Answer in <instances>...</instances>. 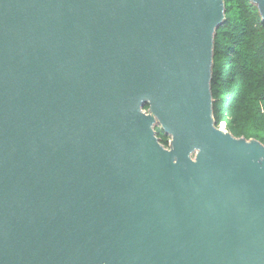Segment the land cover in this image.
<instances>
[{"label": "water", "instance_id": "obj_1", "mask_svg": "<svg viewBox=\"0 0 264 264\" xmlns=\"http://www.w3.org/2000/svg\"><path fill=\"white\" fill-rule=\"evenodd\" d=\"M224 19L0 0V264H264V144L214 116Z\"/></svg>", "mask_w": 264, "mask_h": 264}, {"label": "trees", "instance_id": "obj_2", "mask_svg": "<svg viewBox=\"0 0 264 264\" xmlns=\"http://www.w3.org/2000/svg\"><path fill=\"white\" fill-rule=\"evenodd\" d=\"M225 19L215 33L213 74L214 116L236 137L264 144V20L251 0H224ZM149 103L144 106L149 110ZM155 131L169 146L160 124Z\"/></svg>", "mask_w": 264, "mask_h": 264}, {"label": "built area", "instance_id": "obj_3", "mask_svg": "<svg viewBox=\"0 0 264 264\" xmlns=\"http://www.w3.org/2000/svg\"><path fill=\"white\" fill-rule=\"evenodd\" d=\"M222 127H225L226 126V124L224 123V122H221V124H220Z\"/></svg>", "mask_w": 264, "mask_h": 264}, {"label": "bare ground", "instance_id": "obj_4", "mask_svg": "<svg viewBox=\"0 0 264 264\" xmlns=\"http://www.w3.org/2000/svg\"><path fill=\"white\" fill-rule=\"evenodd\" d=\"M253 1L259 5V2L255 1V0H253Z\"/></svg>", "mask_w": 264, "mask_h": 264}]
</instances>
